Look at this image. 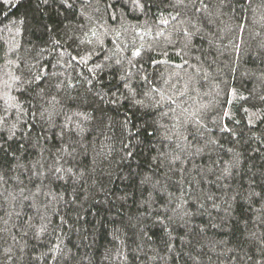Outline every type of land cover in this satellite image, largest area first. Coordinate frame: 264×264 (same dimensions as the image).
Listing matches in <instances>:
<instances>
[{"label": "trees", "instance_id": "obj_1", "mask_svg": "<svg viewBox=\"0 0 264 264\" xmlns=\"http://www.w3.org/2000/svg\"><path fill=\"white\" fill-rule=\"evenodd\" d=\"M0 264H264V0H0Z\"/></svg>", "mask_w": 264, "mask_h": 264}, {"label": "snow or ice", "instance_id": "obj_2", "mask_svg": "<svg viewBox=\"0 0 264 264\" xmlns=\"http://www.w3.org/2000/svg\"><path fill=\"white\" fill-rule=\"evenodd\" d=\"M137 55H139V53H136ZM125 86H127V85H125Z\"/></svg>", "mask_w": 264, "mask_h": 264}]
</instances>
